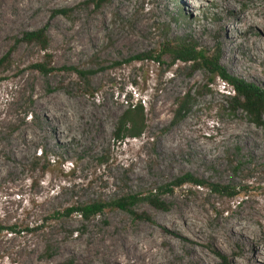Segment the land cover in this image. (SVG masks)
I'll return each instance as SVG.
<instances>
[{
  "label": "rangeland",
  "instance_id": "374dc122",
  "mask_svg": "<svg viewBox=\"0 0 264 264\" xmlns=\"http://www.w3.org/2000/svg\"><path fill=\"white\" fill-rule=\"evenodd\" d=\"M90 1L0 0V58L12 51L0 83V225L19 232L0 233V264H104L112 252L125 259L122 237L154 236L158 264H264L263 256L249 260L255 245L264 250V128L231 110L232 89L220 78L168 59H132L157 51L165 37L187 36L208 55L218 51L228 73L264 90V59L235 66L230 58L244 55L233 49L226 57L232 33L221 27L230 18L244 41L239 9L248 14L264 0H235L224 10L219 0ZM58 9L68 17L53 16ZM45 26L47 51L19 41ZM41 63L56 70L41 74L34 69ZM186 94L189 113L168 128ZM136 103L145 109V133L117 140L119 117ZM185 174L237 195L187 184L162 196L163 210L140 203L133 215L109 208L90 221L62 217L93 201L147 195ZM184 211L196 224H183ZM225 225L249 233L238 239Z\"/></svg>",
  "mask_w": 264,
  "mask_h": 264
},
{
  "label": "trees",
  "instance_id": "16d2710c",
  "mask_svg": "<svg viewBox=\"0 0 264 264\" xmlns=\"http://www.w3.org/2000/svg\"><path fill=\"white\" fill-rule=\"evenodd\" d=\"M106 3L107 0H99ZM97 0H91L90 3L98 6ZM68 9H58L53 11V16L68 17ZM47 26L34 31H27L23 33L19 40L21 43L27 45H35L42 51H47L50 46ZM136 61H150L154 63H163L164 59L169 60V66H174L177 63L189 64L192 71L204 70L212 77L220 78L227 83L233 95L230 96L228 103L232 111H241L245 114L248 120L257 127L264 128V90L251 82L240 79L228 73L220 64V56L218 51L212 55H208L198 47L196 42L187 36L165 37L162 44L157 51L146 52L136 55L132 58ZM12 63V51L7 52L0 58V83L5 80V74L10 70ZM34 69L41 74L47 75L54 72L56 69L47 66L43 63L36 64ZM80 77L88 76L89 72L78 70L77 68H70ZM192 106L189 95L176 100V108L173 112V118L168 128H171L180 123L189 113ZM147 128L145 109L141 103L132 104L119 117L114 138L118 139H139L145 133ZM168 128L163 131L166 132ZM193 185L199 188H207L212 193L233 198L237 195L236 188L225 185L210 184L202 179L196 178L191 174H185L182 178L176 179L169 185L158 187L155 191L149 192L147 195L128 194L123 195L109 203L101 201H93L88 204H82L77 207H72L66 210L62 217H68L72 214H77L83 220L90 221L93 218L102 215L104 210L113 208L125 211L133 215V209L140 203H146L150 207L163 210L162 196L168 194L171 189L179 188L184 185ZM68 212V213H67ZM9 231L10 233L17 232L16 227H3L0 225V233ZM23 231H29L27 229ZM217 257L225 260L222 255L217 254Z\"/></svg>",
  "mask_w": 264,
  "mask_h": 264
},
{
  "label": "bare ground",
  "instance_id": "6f19581e",
  "mask_svg": "<svg viewBox=\"0 0 264 264\" xmlns=\"http://www.w3.org/2000/svg\"><path fill=\"white\" fill-rule=\"evenodd\" d=\"M198 2H199L198 0H192V3L195 4V6H197L196 4ZM234 2L235 0H219V3L223 10L233 7ZM252 8L253 9L248 14L243 11L241 12L242 9H239L241 13L242 23L245 24V26H247V29L249 30V33H247L248 35L243 36L245 37L243 39L244 41L239 40V37H237V34L234 33L233 28H231L230 26L231 24L230 18H225L221 22L222 24L221 27L224 33L225 31L228 33H232V36L230 38L226 37L223 42V47L226 53V57H227V53L229 54L230 51L233 49L236 51H240L244 55L243 57L244 59L241 57L235 56V55L230 58L232 63L237 67L240 66V63L244 65L254 66L255 63H258L259 58L264 59V28L261 29L259 27V25L261 24L264 25V22L261 21V18H256L258 16L257 14L264 15V7L259 6V7H252ZM249 35L250 36L252 35V37H249ZM93 36L94 35H92V37ZM247 47H249L250 49L248 50ZM243 60H244V63H243ZM180 218L186 227H191V225L195 223L190 218V214L188 211H184L180 215ZM247 228L248 227L244 225H239L238 227L225 225L224 231L240 239L241 236L243 237L249 233L246 230ZM121 241H122V244L125 245V247L130 248V250L126 254L125 259H121L118 253L112 252V254H110L107 258L104 259L103 261L104 264H158L155 260L156 258L155 249L158 243L157 236L147 237L140 241H132L131 239L127 237H122ZM68 251L73 252L74 249L69 247ZM258 256L264 257V250L261 248L260 244L255 245L254 254L249 257L250 258L249 260L251 262L255 261V258ZM197 259H200V258H197Z\"/></svg>",
  "mask_w": 264,
  "mask_h": 264
}]
</instances>
